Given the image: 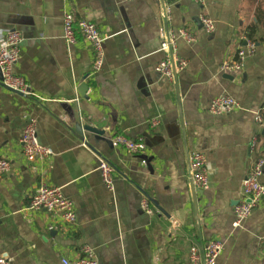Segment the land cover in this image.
I'll return each mask as SVG.
<instances>
[{"label": "crops", "instance_id": "1", "mask_svg": "<svg viewBox=\"0 0 264 264\" xmlns=\"http://www.w3.org/2000/svg\"><path fill=\"white\" fill-rule=\"evenodd\" d=\"M203 11L215 21L212 36L199 25ZM66 13L95 23L104 36L100 72L92 73L95 53L80 34L76 45L65 43ZM251 26L255 54L241 72H222ZM182 28L196 41L178 39L188 67L170 82L156 72L165 57L161 43ZM6 30L24 38L15 72L33 95L0 86V159L12 165L0 180V258L62 264L88 245L99 264H190L197 247L204 264L203 249L216 240L224 244L217 264H264V200L233 226L256 161L253 138L264 148V126L255 122L264 107V0H207L204 10L191 0H0ZM222 95L240 109L211 115L210 103ZM25 116L36 120L39 143L53 150L49 160L30 164L23 156ZM79 124L102 131L107 142L89 133L81 141ZM116 135L144 139L152 170L142 155L113 148L108 142ZM194 152L207 158L209 190L190 180ZM98 157L116 169L113 190L103 183ZM42 184L73 202L75 226L45 210L27 211ZM143 199L155 215L141 210Z\"/></svg>", "mask_w": 264, "mask_h": 264}, {"label": "built area", "instance_id": "2", "mask_svg": "<svg viewBox=\"0 0 264 264\" xmlns=\"http://www.w3.org/2000/svg\"><path fill=\"white\" fill-rule=\"evenodd\" d=\"M134 1V0H127ZM204 10L207 0H191ZM169 12V10H167ZM199 22L206 34L212 36L216 32L215 21L204 11L199 17ZM78 34L92 47L95 53L92 73L101 71L104 63L103 45L105 38L97 25L88 20L77 21L72 13H66L63 18V39L67 46L72 47L78 41ZM181 38L191 44L196 41L194 35L182 28L177 34L168 33L163 37L161 52L165 57L156 67V72L167 81L172 82L178 73L183 72L188 67V61L181 59L178 54V39ZM23 36L18 31H0V71L3 80L0 86H5L23 95L30 96L33 93L27 81L16 74L15 67L21 60V48ZM244 45L239 49L235 58L226 62L222 66V72H241L246 61L252 57L257 49L254 40L243 36ZM240 109V104L231 96L222 95L212 100L208 107L211 115L222 116L231 114ZM25 127L20 140L22 154L30 164L49 160L54 156L52 149L41 145L37 137V122L30 116H25ZM257 125L264 126V107L255 114ZM157 121L152 125L156 126ZM113 148L123 150L132 155H144L147 145L144 139H131L124 135H116L111 140ZM251 153L256 157V161L243 181L242 198L234 210V228H240L253 212L262 204L264 200V183L261 178L264 171V148L261 147L259 139L253 138L250 145ZM144 164H146L143 161ZM11 163L6 159H0V180L11 170ZM98 171L101 174L103 183L109 190L114 189L115 167L107 160L98 157ZM189 177L195 188L206 191L210 188L209 169L207 158L203 153L194 152L189 159ZM141 210L149 216L156 214L148 199L141 202ZM45 210L54 218L59 219L68 226L77 224V215L73 202L68 199L61 188L51 187L42 184L33 194L27 211L39 212ZM224 250L221 241H210L203 249L204 264H217L219 257ZM11 260L5 257L0 258V264H11ZM201 256L199 248L193 247L190 254V264H200ZM62 264H99L95 250L88 245L80 249V258L74 261L62 260Z\"/></svg>", "mask_w": 264, "mask_h": 264}, {"label": "water", "instance_id": "3", "mask_svg": "<svg viewBox=\"0 0 264 264\" xmlns=\"http://www.w3.org/2000/svg\"><path fill=\"white\" fill-rule=\"evenodd\" d=\"M199 25L201 27V24L199 22ZM202 28V27H201ZM3 78H2V74H1V71H0V81H2ZM6 90H9L10 92H13L15 94H18L20 96H24L22 93L20 92H17V91H14L12 89H9L5 86H3ZM75 133L77 134V136L80 138L81 141L85 142V133H89V134H93L97 140L99 141H103V142H107L104 138H103V135L104 133L100 130H97L95 128H92V127H88V126H82V125H78L76 127V130H75ZM111 146H112V143L111 142H108ZM91 149L93 150L94 148L91 147ZM141 159L146 163L147 167L149 168V170H152L151 168V159H149L147 156H141Z\"/></svg>", "mask_w": 264, "mask_h": 264}, {"label": "trees", "instance_id": "4", "mask_svg": "<svg viewBox=\"0 0 264 264\" xmlns=\"http://www.w3.org/2000/svg\"><path fill=\"white\" fill-rule=\"evenodd\" d=\"M245 36H247L249 39L254 40L257 42L256 40V36H257V27L256 26H251L249 27L246 31H245Z\"/></svg>", "mask_w": 264, "mask_h": 264}]
</instances>
